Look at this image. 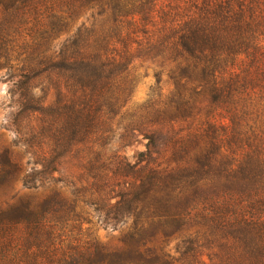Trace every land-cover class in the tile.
<instances>
[{"label": "trees", "instance_id": "1", "mask_svg": "<svg viewBox=\"0 0 264 264\" xmlns=\"http://www.w3.org/2000/svg\"><path fill=\"white\" fill-rule=\"evenodd\" d=\"M0 46L64 98L70 84L86 103L115 97L136 62L174 86L148 111L149 162L100 212L114 230L133 220L122 247L70 236V214L81 234L86 220L61 195L17 194L0 199V264H264V0H0Z\"/></svg>", "mask_w": 264, "mask_h": 264}, {"label": "rangeland", "instance_id": "2", "mask_svg": "<svg viewBox=\"0 0 264 264\" xmlns=\"http://www.w3.org/2000/svg\"><path fill=\"white\" fill-rule=\"evenodd\" d=\"M4 54L0 46V58ZM17 68L22 65L0 59V163L10 160L21 168V173L14 166L10 169L11 185L0 189V199L13 203L17 194L25 200L59 194L66 199L62 209L72 212L77 206L76 214L86 220L83 229L88 232L81 234L78 218L71 213L65 226L70 236L121 248L133 220H126V225L116 223L114 230L102 223L100 212L109 211L107 204L118 200L122 177L130 176L128 181L136 163L149 162L144 153L148 140L143 134L156 127L150 123L158 120L160 112L153 111L171 97L173 84L166 75L157 82L154 64L136 62L119 79L115 97L110 94L96 105L77 98L81 95L74 84L65 86L64 98L50 75L48 81L46 75L39 77ZM65 102L69 103L63 111L60 108ZM152 104L156 107L148 112ZM79 105L84 107L82 111L69 109ZM23 179L42 181L45 188L24 189ZM174 247L171 242L169 249Z\"/></svg>", "mask_w": 264, "mask_h": 264}]
</instances>
